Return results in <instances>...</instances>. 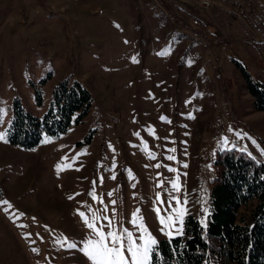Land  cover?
<instances>
[{
    "label": "rangeland",
    "instance_id": "obj_1",
    "mask_svg": "<svg viewBox=\"0 0 264 264\" xmlns=\"http://www.w3.org/2000/svg\"><path fill=\"white\" fill-rule=\"evenodd\" d=\"M212 1L0 0V264H91L79 213L138 244L137 213L157 243L180 236L204 218L220 151L264 165V112L242 74L264 85V0ZM61 79L91 94L82 123L8 145L14 104L41 117ZM179 208L182 225H162Z\"/></svg>",
    "mask_w": 264,
    "mask_h": 264
},
{
    "label": "trees",
    "instance_id": "obj_2",
    "mask_svg": "<svg viewBox=\"0 0 264 264\" xmlns=\"http://www.w3.org/2000/svg\"><path fill=\"white\" fill-rule=\"evenodd\" d=\"M242 74L252 109L264 112V85ZM91 105V94L82 84L61 79L52 87L41 117L14 104L5 141L31 149L42 136L56 137L81 124ZM211 171L203 220L187 217L180 236L160 240L152 264H264V165L229 149L217 154Z\"/></svg>",
    "mask_w": 264,
    "mask_h": 264
},
{
    "label": "snow or ice",
    "instance_id": "obj_3",
    "mask_svg": "<svg viewBox=\"0 0 264 264\" xmlns=\"http://www.w3.org/2000/svg\"><path fill=\"white\" fill-rule=\"evenodd\" d=\"M0 140H4L2 135H0ZM168 159H174V157L169 156ZM157 167H159V165ZM172 187L179 191L178 183H173ZM157 199L159 200V196ZM156 211L159 217V209H156ZM79 214L82 219H84L86 226L92 230V234L95 237L94 239L89 238L82 249L91 264H152L153 253L157 241L148 232L142 217H140L138 213L133 220V224L138 226L141 233L139 236L141 242L139 244L133 239V234L126 229L121 232H117L113 229L105 233L103 230L96 227L95 218L89 222L85 218L84 213ZM184 214L185 210L179 208L175 210V219L169 216L167 221H165L163 217H160L161 223L166 228L172 229L176 222L182 225ZM109 227L111 228V222H109ZM175 231L177 234H182V227L176 228ZM168 234L170 235L171 233ZM68 246L69 248L76 247L75 244H69ZM125 253H127V255Z\"/></svg>",
    "mask_w": 264,
    "mask_h": 264
},
{
    "label": "built area",
    "instance_id": "obj_4",
    "mask_svg": "<svg viewBox=\"0 0 264 264\" xmlns=\"http://www.w3.org/2000/svg\"><path fill=\"white\" fill-rule=\"evenodd\" d=\"M197 4L202 10H207L212 6L220 7V5L218 3H216L215 1H212V0H197ZM189 26L192 28L198 27L199 26L198 20L197 19H190L189 20ZM220 43H221V41H220Z\"/></svg>",
    "mask_w": 264,
    "mask_h": 264
},
{
    "label": "crops",
    "instance_id": "obj_5",
    "mask_svg": "<svg viewBox=\"0 0 264 264\" xmlns=\"http://www.w3.org/2000/svg\"><path fill=\"white\" fill-rule=\"evenodd\" d=\"M193 12V11H192ZM193 18H195L196 19V17H193Z\"/></svg>",
    "mask_w": 264,
    "mask_h": 264
}]
</instances>
